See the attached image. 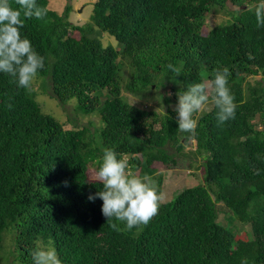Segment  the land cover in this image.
I'll list each match as a JSON object with an SVG mask.
<instances>
[{
  "label": "trees",
  "instance_id": "1",
  "mask_svg": "<svg viewBox=\"0 0 264 264\" xmlns=\"http://www.w3.org/2000/svg\"><path fill=\"white\" fill-rule=\"evenodd\" d=\"M36 2L46 17H22L20 30L44 57L33 81L67 119L43 113L33 84L18 88L0 73V254L9 246L6 260L33 264L31 253L51 245L62 264H264V26L255 16L262 0H96L85 25L68 21L69 6L58 14L50 0ZM233 8L230 22L209 25ZM225 67L234 119L218 123L211 93L192 133L178 129L176 112L150 105L156 95L169 104ZM105 148L141 177L155 163L187 162L203 179L128 230L107 222L101 199H89L103 186L87 171L98 170ZM151 177L160 192L162 174Z\"/></svg>",
  "mask_w": 264,
  "mask_h": 264
},
{
  "label": "clouds",
  "instance_id": "2",
  "mask_svg": "<svg viewBox=\"0 0 264 264\" xmlns=\"http://www.w3.org/2000/svg\"><path fill=\"white\" fill-rule=\"evenodd\" d=\"M0 0V73L9 75L10 83L18 88L29 89L38 72L44 68V57L33 48L27 37H22L21 28L24 19H44L47 9L39 6L36 0ZM257 27L264 26V0L255 7ZM22 17L24 19H22ZM90 21V19H89ZM167 68L179 76L180 69L168 64ZM213 79L202 83L190 84L186 91L178 93V129L192 133L197 127L194 113L201 111L209 101L217 107L219 124L235 118L237 105L228 87L231 75L228 68H217L212 73ZM12 105L9 104V108ZM95 179L102 184V190L90 200L99 198L103 201L102 214L107 222L112 218L124 222L128 230L140 225H147L158 214L163 195L158 190L156 181L149 175L142 177L130 167L128 158L111 148L103 149V156ZM120 231L116 223L110 225ZM33 264H62L56 249L49 245L38 246L32 253ZM243 264H248L247 260Z\"/></svg>",
  "mask_w": 264,
  "mask_h": 264
},
{
  "label": "rangeland",
  "instance_id": "3",
  "mask_svg": "<svg viewBox=\"0 0 264 264\" xmlns=\"http://www.w3.org/2000/svg\"><path fill=\"white\" fill-rule=\"evenodd\" d=\"M96 0H50L49 7L52 11L62 14L66 8L69 6V13H68V21L72 24L76 25H85L89 22V19L92 15V9ZM233 9H228L226 12L220 13L219 16H211L208 20V23L211 27L216 24H223L230 22L232 20V11ZM109 36V35H108ZM107 36V37H108ZM114 42L115 39L111 36ZM109 39H106L109 41ZM257 80H260V77H256L255 79H250L251 83H255ZM33 86L37 93V101L40 104V108L43 113L48 114L60 120L61 122H65L67 119V115L65 110L59 106L58 102L50 96L51 91L44 93L40 89V82L33 81ZM155 90V87L153 88ZM168 89H160L159 92L171 96V93ZM128 100L131 104L142 106V102L139 98H133L131 94L126 93ZM178 104V99L171 98V102L169 104H164L163 101L157 97V95L152 97V102L150 103L151 106L156 108L160 113H165L167 109H171L173 112H176V105ZM67 110L72 111L71 105L67 107ZM177 113V112H176ZM178 115V114H177ZM194 146H187L185 151L189 152ZM170 154L176 153L175 148L169 149ZM188 160V159H187ZM191 160V159H190ZM195 165L200 166L201 160L199 158H192ZM144 175L147 174L149 176L162 174L163 180L160 189V193L163 195V202H168L172 199L173 195L184 187H194L202 182L203 179V170L202 168L198 167V170H192L188 167V163L179 164L178 166H174L172 168H166L161 163H155L151 168L145 169ZM97 168L95 166H89L87 171V178L89 181H97L95 179V173ZM10 239H7L6 245H9ZM9 246H5V249L2 254H0V264H17L9 260Z\"/></svg>",
  "mask_w": 264,
  "mask_h": 264
}]
</instances>
